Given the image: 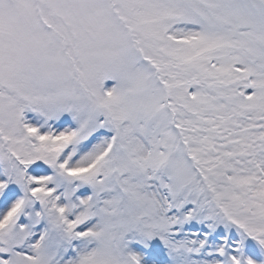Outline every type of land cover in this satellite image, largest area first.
Wrapping results in <instances>:
<instances>
[{"label": "snow or ice", "instance_id": "obj_1", "mask_svg": "<svg viewBox=\"0 0 264 264\" xmlns=\"http://www.w3.org/2000/svg\"><path fill=\"white\" fill-rule=\"evenodd\" d=\"M0 264H264V0H0Z\"/></svg>", "mask_w": 264, "mask_h": 264}]
</instances>
